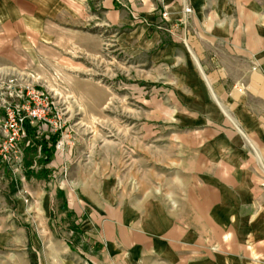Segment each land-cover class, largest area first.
<instances>
[{
  "label": "rangeland",
  "instance_id": "374dc122",
  "mask_svg": "<svg viewBox=\"0 0 264 264\" xmlns=\"http://www.w3.org/2000/svg\"><path fill=\"white\" fill-rule=\"evenodd\" d=\"M105 1L84 0L77 20L63 8L60 22L38 32L51 42L31 40L16 62L9 48L0 62V264H122L96 248L84 214L92 193L114 192L117 204L130 197L137 210L140 186L180 182L186 151L213 154L227 141L234 147L238 136L251 150L235 126L236 113L250 115L226 110L211 93L193 7L173 18L161 0H111L108 15ZM232 78L228 85L247 90L245 80L234 85ZM33 108L40 111L29 118L36 140L59 133L46 177L35 176L39 145L23 135L11 146L6 136L8 112L17 120ZM172 150L176 170L165 164ZM55 156L61 172L50 168ZM74 180L84 209L74 203Z\"/></svg>",
  "mask_w": 264,
  "mask_h": 264
},
{
  "label": "crops",
  "instance_id": "0c3cea01",
  "mask_svg": "<svg viewBox=\"0 0 264 264\" xmlns=\"http://www.w3.org/2000/svg\"><path fill=\"white\" fill-rule=\"evenodd\" d=\"M83 2L0 0V62L10 50V62L18 61L31 40L51 42L38 33L44 24L60 22L56 13L63 8L67 13V6L75 20L82 18ZM161 2L173 18L183 14L185 5L193 7V28L204 46H199L203 67L213 80L211 93L226 110L250 115L244 120L236 113L235 126L245 139L250 137L251 150L248 140L238 136L234 147L227 141L213 154L196 157L186 151L177 168L180 182L163 186L155 179L150 189L140 186L137 210L130 197L117 204L114 192L106 197L92 193L91 208L84 214L96 248L106 249L110 260L122 264H264V5L254 0H202L197 8V0ZM103 4L109 15L112 1ZM228 67L234 69L232 76ZM231 77L234 85L245 80L247 90L241 93L228 85ZM177 154L172 150L166 159L172 170L180 160ZM55 158L50 168L61 172L62 158ZM74 184V203L84 209L74 189L80 184ZM70 198L66 194L68 207Z\"/></svg>",
  "mask_w": 264,
  "mask_h": 264
},
{
  "label": "trees",
  "instance_id": "16d2710c",
  "mask_svg": "<svg viewBox=\"0 0 264 264\" xmlns=\"http://www.w3.org/2000/svg\"><path fill=\"white\" fill-rule=\"evenodd\" d=\"M23 128L25 130V135L29 137L30 141L33 144L39 145L40 154L43 156L41 159V170L35 173L36 177H46L48 171V163L52 159L53 149H55V144L58 140L59 133L56 131L54 134H44L39 140H36L37 133L36 128L33 127L30 123V119L24 117L22 121ZM61 193V191H59Z\"/></svg>",
  "mask_w": 264,
  "mask_h": 264
},
{
  "label": "built area",
  "instance_id": "2783aa9c",
  "mask_svg": "<svg viewBox=\"0 0 264 264\" xmlns=\"http://www.w3.org/2000/svg\"><path fill=\"white\" fill-rule=\"evenodd\" d=\"M188 8H185V11H188ZM163 16H166V13L163 12ZM8 117L6 123H5V128L7 130V138H8V144L12 146V141L14 139H18L19 137L25 135V131L23 129L22 121L25 116L19 117L17 120L14 119V115L12 113L8 112ZM27 118L30 117H40V111L38 108H33L29 110L28 114L26 115ZM59 147V145H57Z\"/></svg>",
  "mask_w": 264,
  "mask_h": 264
}]
</instances>
